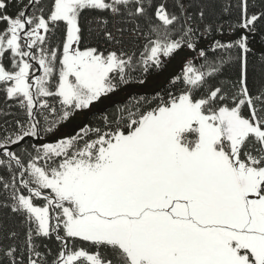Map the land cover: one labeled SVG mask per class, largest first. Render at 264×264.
I'll return each mask as SVG.
<instances>
[{
	"label": "snow or ice",
	"instance_id": "obj_1",
	"mask_svg": "<svg viewBox=\"0 0 264 264\" xmlns=\"http://www.w3.org/2000/svg\"><path fill=\"white\" fill-rule=\"evenodd\" d=\"M10 3L0 0V90L24 118L0 137V167L8 172L0 175V207L20 218L22 232L8 231L0 264H264V90L251 93L246 56L237 83H209L233 49L249 51L248 36L214 40L211 58L200 49L204 63L188 61L178 94L128 111L123 124L18 153L13 145L54 133L130 73L160 66L183 45L196 49L205 12L193 16L182 0L179 12L153 0H28L9 14ZM239 8L242 31L264 20V11L249 14L248 0ZM86 11L108 13L95 23L109 42L122 43L111 21L131 25L134 38L145 40L139 60L123 49H81ZM61 25L63 40L53 46ZM124 31L115 29L120 37ZM53 237L60 244L49 259L39 241Z\"/></svg>",
	"mask_w": 264,
	"mask_h": 264
},
{
	"label": "trees",
	"instance_id": "obj_2",
	"mask_svg": "<svg viewBox=\"0 0 264 264\" xmlns=\"http://www.w3.org/2000/svg\"><path fill=\"white\" fill-rule=\"evenodd\" d=\"M41 2L47 4V0H41ZM153 2L154 4L166 2L170 11L179 12V9L177 8V0H153ZM182 2L188 6V12L193 16L198 17L200 10L205 12V19L202 22L198 21L202 27L197 34V39L195 40L197 47L204 44L206 41H210L218 37H221L222 39L217 40H221L223 43L230 42L240 37L234 38L235 34L241 31V29L236 26L240 15V0H182ZM27 3L28 0H11L7 12L9 14H15L22 4ZM225 8L228 9L227 12L225 11ZM262 11H264V0H248L249 14L253 12L259 14ZM99 16H108V13H101L98 11L84 12L81 19L83 28V37L80 43L81 49L88 46L99 47L101 50L120 51L123 49L129 53L135 52V58L139 60L140 53L143 52V45L145 44L143 37L139 39L134 38V35L128 31L131 25L126 23H116L115 21H111V18H109L111 21L108 26L109 29L114 32V35H117V37L122 40V43L117 44L115 42L106 41L102 34L96 30L97 25L95 23V18ZM208 25H211L214 29L218 28L219 30L206 33L205 28ZM5 27V24L0 23V30H3ZM118 27L125 29L122 37H120L119 34L115 32V29ZM89 29L92 30L89 31ZM176 32H179V26H177ZM248 33L257 34V41L254 42L252 38L248 37L249 51L246 54L238 49H233L230 54L233 60L224 66L222 74L217 75L215 78L209 80L211 85L219 86L220 81L230 82L232 84L237 83L240 78L241 63L243 58L246 56L247 84L251 93L256 95L261 90H264V20L259 21L256 24L255 29ZM63 35V25H61L60 29H58L55 32V35L52 37V45L55 46L60 44L63 40ZM212 44L213 43L207 44L202 48L208 52L210 58L213 55L211 51ZM179 50L191 52L195 49H191L186 45H183L181 49L177 50V52ZM177 52H175L171 57H161V65L149 69L148 72L136 70L130 73L128 83L122 84L119 89L127 84L143 83L146 85L144 87V94L132 95L125 101L108 108L104 112L93 113L89 117L88 123L83 129L90 127L108 130L110 126L115 127L117 122L123 124L128 118V111L135 112L137 109L140 111H146L152 107H155L160 98L166 99L170 93L178 94L179 91L184 88V84L176 78L183 76L184 68L188 61H192L196 67H200V65L204 63V61L199 57V52L193 58L187 59L183 70L180 71L176 76L172 77L158 91H155L156 80L150 81V79L157 78L160 74L167 70L168 62L175 56ZM217 55H219V53H217ZM238 56L241 57V59H236ZM5 63L9 64L10 62L5 59ZM36 74H42V71H40L39 74L36 72ZM230 83L225 84L226 90L231 91ZM50 103L57 104V101L50 99ZM79 111L80 110H78L75 114H77ZM245 112L247 113V109H245ZM23 118V109L17 104L16 101L8 99L4 92L0 90V137L5 134L6 130L10 132L15 129V121L23 120ZM66 122L67 121H65L54 133H49L47 135L41 133L40 137L49 138L60 132L62 129L65 130L66 128H64V125ZM79 132L80 130L76 134ZM89 136L91 138H95L91 133ZM34 144L35 143L32 140H27L22 146L18 147L14 151L19 153L22 151V149ZM29 150L31 149L29 148ZM0 175L7 176L8 172L3 167H0ZM0 200H3L2 194H0ZM19 224V217L14 216L8 208L0 207V247H5L10 243V241L6 239L10 229L16 228L22 232V229L19 228ZM39 243H41L42 246L46 245L47 248L51 250L49 259H51L56 254L60 244V242L56 241L54 237L51 240L44 239L39 241ZM74 243L78 246H86L78 240ZM4 264H7V262L5 261Z\"/></svg>",
	"mask_w": 264,
	"mask_h": 264
},
{
	"label": "water",
	"instance_id": "obj_3",
	"mask_svg": "<svg viewBox=\"0 0 264 264\" xmlns=\"http://www.w3.org/2000/svg\"><path fill=\"white\" fill-rule=\"evenodd\" d=\"M247 35L248 37L252 38L253 41H257V34L248 33L247 30H241L239 33L235 34L234 38H238L239 36ZM222 39L221 37L214 38L210 41L204 42V44L200 45L193 51H183L179 50L175 56L168 62L167 70L160 74L157 78L150 79L156 80V90L158 91L161 89L172 77L176 76L180 71L183 70L185 62L189 58H193L202 49L205 45L211 44L214 40ZM227 40V39H225ZM172 66V67H171ZM40 71H38V74ZM146 85L143 83L139 84H127L119 90L114 91L113 93L107 94L105 97H102L99 101L94 102L88 109L79 111L75 114L69 121H67L64 125L65 130L62 129L60 132L56 133L55 135L49 138H25V141L21 142L19 145H13L11 150H16L18 147L22 146L27 140H32L35 144L40 143H55L57 140L62 139L66 136H74L76 133L83 129L87 123L89 117L93 113L97 112H104L108 108L125 101L130 96L139 94H144V87Z\"/></svg>",
	"mask_w": 264,
	"mask_h": 264
},
{
	"label": "flooded vegetation",
	"instance_id": "obj_4",
	"mask_svg": "<svg viewBox=\"0 0 264 264\" xmlns=\"http://www.w3.org/2000/svg\"><path fill=\"white\" fill-rule=\"evenodd\" d=\"M117 90H119V89H117ZM80 111H83V110H80Z\"/></svg>",
	"mask_w": 264,
	"mask_h": 264
},
{
	"label": "bare ground",
	"instance_id": "obj_5",
	"mask_svg": "<svg viewBox=\"0 0 264 264\" xmlns=\"http://www.w3.org/2000/svg\"><path fill=\"white\" fill-rule=\"evenodd\" d=\"M255 42V41H254Z\"/></svg>",
	"mask_w": 264,
	"mask_h": 264
}]
</instances>
